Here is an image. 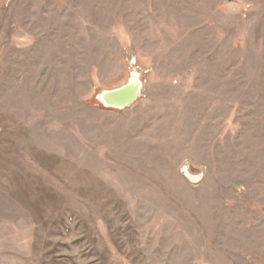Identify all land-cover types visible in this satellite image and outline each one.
I'll list each match as a JSON object with an SVG mask.
<instances>
[{"label":"rangeland","instance_id":"obj_1","mask_svg":"<svg viewBox=\"0 0 264 264\" xmlns=\"http://www.w3.org/2000/svg\"><path fill=\"white\" fill-rule=\"evenodd\" d=\"M0 264H264V0H0Z\"/></svg>","mask_w":264,"mask_h":264},{"label":"water","instance_id":"obj_2","mask_svg":"<svg viewBox=\"0 0 264 264\" xmlns=\"http://www.w3.org/2000/svg\"><path fill=\"white\" fill-rule=\"evenodd\" d=\"M142 82L135 72H131L125 83L112 89L100 91L95 99L106 109L124 110L132 106L140 97Z\"/></svg>","mask_w":264,"mask_h":264},{"label":"bare ground","instance_id":"obj_3","mask_svg":"<svg viewBox=\"0 0 264 264\" xmlns=\"http://www.w3.org/2000/svg\"><path fill=\"white\" fill-rule=\"evenodd\" d=\"M135 72V71H134ZM136 74V73H135ZM137 75V74H136ZM97 105H100V103L97 102ZM101 106V105H100ZM187 177L190 178L191 180H195L196 177H194L191 173L185 172Z\"/></svg>","mask_w":264,"mask_h":264}]
</instances>
